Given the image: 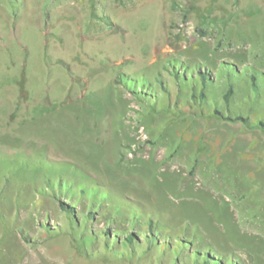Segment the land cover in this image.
I'll return each mask as SVG.
<instances>
[{
    "label": "rangeland",
    "instance_id": "374dc122",
    "mask_svg": "<svg viewBox=\"0 0 264 264\" xmlns=\"http://www.w3.org/2000/svg\"><path fill=\"white\" fill-rule=\"evenodd\" d=\"M264 264V0H0V264Z\"/></svg>",
    "mask_w": 264,
    "mask_h": 264
},
{
    "label": "crops",
    "instance_id": "0c3cea01",
    "mask_svg": "<svg viewBox=\"0 0 264 264\" xmlns=\"http://www.w3.org/2000/svg\"><path fill=\"white\" fill-rule=\"evenodd\" d=\"M52 262V264H57V262L56 261H51Z\"/></svg>",
    "mask_w": 264,
    "mask_h": 264
}]
</instances>
